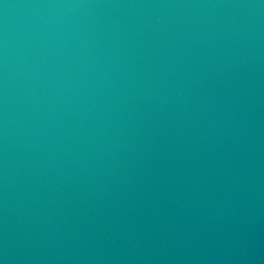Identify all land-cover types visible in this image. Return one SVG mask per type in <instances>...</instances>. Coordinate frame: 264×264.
<instances>
[{
	"label": "water",
	"instance_id": "water-1",
	"mask_svg": "<svg viewBox=\"0 0 264 264\" xmlns=\"http://www.w3.org/2000/svg\"><path fill=\"white\" fill-rule=\"evenodd\" d=\"M0 264H264V0H0Z\"/></svg>",
	"mask_w": 264,
	"mask_h": 264
}]
</instances>
